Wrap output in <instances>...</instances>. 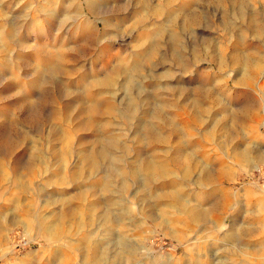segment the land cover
Returning <instances> with one entry per match:
<instances>
[{
    "label": "rangeland",
    "instance_id": "rangeland-1",
    "mask_svg": "<svg viewBox=\"0 0 264 264\" xmlns=\"http://www.w3.org/2000/svg\"><path fill=\"white\" fill-rule=\"evenodd\" d=\"M158 2L149 0V6L141 8L139 0H88L89 11L85 0H0V264H59V256L64 259L61 264L200 263L192 260L199 228L177 222L174 233H165L155 224L156 215L150 214L155 208H147L140 199L145 191L139 188L141 178L126 174L129 162L136 157L161 160L165 150L171 157L179 143L170 136L173 150L170 146L155 147L154 141L145 147L138 144L141 137L134 135L135 120L124 115L125 104L129 97L140 98L137 117L143 116L145 110L159 114L157 106L163 104L162 110L173 119L172 123L190 133L182 139V147H194L191 145L202 133L212 131L219 140L231 133L234 147L247 149L250 156L264 155V0H173L156 17L151 7ZM168 11L176 14L171 28L178 34L179 52L188 64L186 70L182 71L170 58L166 36L160 44V52L167 57L163 64L154 63V59L131 68L140 35L153 31ZM138 15L143 17L140 21L136 19ZM251 15L258 19L255 24L250 21ZM83 18L88 20V26L82 23ZM96 21L100 26L104 22L105 28H94ZM51 54L61 56L54 71L46 70ZM121 60L128 62L127 72L118 73L110 90L85 85ZM245 72L251 74L246 84L239 80ZM126 77L130 81L124 86ZM204 88L207 99L202 102L199 93ZM189 93L209 108L199 117L201 126L186 123L180 115L194 112ZM96 99L102 101L101 107L87 113L86 105ZM108 103L113 107L107 109ZM159 116L152 122L168 132L169 125L162 124V118L156 122ZM62 133L67 135L73 151L89 152L95 163L86 168L79 185L72 178L51 183L45 180L51 171L45 170L44 163L54 160ZM202 143L203 147L190 148L197 163L202 161L212 169L218 166L219 159L227 164L217 147ZM69 156L67 174L77 162L73 153ZM263 170L264 160L233 166L236 182L226 181L225 187L241 199L243 211L255 210L258 199L264 198ZM196 171L186 180L177 178L189 204L204 203L208 198L206 190L210 186L194 183L199 176ZM167 177L165 182L170 178ZM124 203L131 208L130 217L116 216L118 205ZM55 210L60 215L61 238L49 242L37 230L34 214ZM233 210L234 205L225 213L228 224ZM113 215L126 225L115 226L108 233ZM167 217L179 219L174 210ZM253 245L261 249V259L256 264H263L264 227L253 237ZM101 247L103 257L99 259ZM217 248L215 254L219 255L222 247ZM121 249L130 250L131 257L121 259ZM116 251L119 253L114 254L115 259L111 258ZM213 256L210 253L206 257L210 264Z\"/></svg>",
    "mask_w": 264,
    "mask_h": 264
},
{
    "label": "bare ground",
    "instance_id": "bare-ground-1",
    "mask_svg": "<svg viewBox=\"0 0 264 264\" xmlns=\"http://www.w3.org/2000/svg\"><path fill=\"white\" fill-rule=\"evenodd\" d=\"M139 1L141 4V8H146V6H149L148 5L149 0H139ZM172 1L173 0H160V2H158L157 4H155L154 6L151 7L152 12L155 14L156 17H160L163 14V12H165V10L168 8V6L171 4ZM85 4H86L85 5L86 8L89 11H91V5H90V3H88V0H85ZM186 5L189 6L188 4H186ZM181 6H183V4H181ZM180 12H182V11H180ZM85 16H89L88 12H85ZM251 16H250L251 17L250 21L253 24H255L257 22L256 20H258V19H256V17L254 15H251ZM140 18H143L142 15H138V17L136 18L137 21H140ZM175 18H176V14L168 11L166 17H164V19H163L164 21L161 23H158V25L156 26V28L153 31L147 32L146 34L143 33L142 36L140 35V38L138 39V43L136 46L137 52L133 54L132 60L129 64V66L131 68L136 67L137 65L145 63V62H147L149 64L154 59H156L154 63H156L158 61V64H163L167 57L162 52H160V49H161L160 44L162 42L163 37L166 36L164 41H166V45L168 47V53L170 55V58L180 67V69H182V71L186 70L188 64L186 63L187 61L184 62L185 60L182 59V54L179 52V51H181L180 50L181 47H180V43H179L180 41L178 38V34L171 28L172 24L174 22H176ZM82 23H84L87 26L89 25L88 20H86L84 18L82 19ZM101 25L102 26H100V22H98V21L93 23L94 28H103V27L105 28L104 22ZM254 26H256V25H254ZM151 35L154 37L153 40L150 39ZM147 40H149V42L146 46H144V44ZM235 43L236 44L238 43L237 40ZM248 43H249V41H248ZM158 53H160V56H158ZM198 57H199V55H198ZM129 58H131V57H129ZM50 59H51L50 64L47 66L46 70H48V71L57 70V68L59 67V60L61 59V56L59 54H56L54 56H53V54H51ZM127 65H128V62L126 64V63H124L123 60H121L120 62L116 63L115 65L111 66L108 70H106L103 75L95 76L92 79L90 78L91 80L87 81V83L85 85L96 86L102 90H110L116 84V76L118 75V73L121 71L127 72V69H128L126 67ZM236 69H238V68H236ZM175 70H177V69H175ZM155 73H157V72H155ZM250 78H251V74L245 72V73H242L240 75L239 80H240V82L246 84V83H248ZM129 81H130V79H128L126 77L125 81H124L125 82L124 86H126V84L129 83ZM201 87H203V86H201ZM199 95L201 97L202 102L205 101L207 99L206 89L205 88L200 89ZM127 96H129V95H127ZM127 96H126V99L128 98ZM187 96H189V95H187ZM190 96H191V101L189 102V104H190L191 108L194 110V112L186 114L187 118L185 115H182L180 113L179 114L181 116H183L186 123L191 122V124L201 126L203 124L202 123L203 121L199 117L201 114L207 113V110H209V108L207 109V106L206 107L202 106L201 104H203V103L199 102L195 98V95H194V97H192V94H190ZM200 97H198V98H200ZM209 97H211V96H209ZM227 97L229 98V96H227ZM189 98H188V100H189ZM139 100H140L139 97H136V98L135 97L134 98L129 97L127 99L126 104H125V113H124L126 118H128L129 120H135L136 125H135V129H134V135L137 138L139 136L141 137V140L138 138L137 143L143 144V146L145 147L146 145H149L151 141H154L157 143V145L153 144L155 147L158 145H161L162 148L163 147L168 148L170 146L172 148V150H173L174 146H171V144H170L172 142V141L170 142V136H171V139H172V137H173V139H174V137H176L175 141H177L179 143V144H176L175 149L173 150V154L171 155V157L166 155V152H167L166 150L164 152V151L158 149V150L162 151V153L163 152L165 153L164 154L165 157L161 158V160L156 159L154 157L153 158L143 157L144 159H139L138 157H136L134 160L129 162L128 168H126V174L129 177L136 178V179L138 177H139V179L141 178V180H142L140 182L141 186H139V185L138 186H139V188L140 187L143 188V189H141L142 191H144V190L145 191H144V194H141L140 199L142 200L144 206H146L147 208H150V207H151V209L155 208V211L151 210V212H150V214L156 215V219L154 220L155 224H157L158 226H161L163 228L164 232L168 233V234L174 233L173 232L174 225H176L175 223H177V222L183 226H186V227H191V228L192 227H198L199 229H197V232H198V235H200V236L196 237V239H195V242L198 244V246H197V249L194 250V252L192 254V257H193L192 260H194L195 262H200L197 264H210L206 258L207 255L210 253H212L214 255L213 256L214 261L211 264H234V263H237V264H254L255 263L256 264L255 261L261 259V257H260L261 249H259V247H257L256 245H253V237H255L257 235L258 230L261 227H264V217H263V215H264V198H262L260 200L258 199L255 210L243 211V209L241 208V199H239V197L232 191V189L225 187V183H226V181L231 182V183L236 182V179H233L234 178L233 166H239L243 162L246 163V161H254V162L263 161L264 155H261V154L255 155L254 154L255 156L253 157L251 155L252 156L251 157L248 154L249 151L248 152L246 151L247 149L246 150H240L239 148L238 149L235 148L234 144L236 142L234 143V141H235L233 139L234 136H232L231 133H227L225 135H222L224 137H221L222 139L219 140L218 138H216V136H214V134H216V133H214L212 131L207 132L205 130L206 133H202L201 137L198 140H196L193 144L191 143L192 144L191 146L194 145V147H190V148L203 147L202 142L205 141V142H207V144H210V145L217 147L222 152L220 154H222L221 156L223 157V159L225 161H227V164H225L226 162L224 163L222 159H219V161L218 160L216 161L218 166L216 165L217 167L213 168V169H212V167L209 168L206 165V163H203L200 159L199 160L201 161V164H199V163H197V160H195L192 157V152L190 151V148L187 145H184L183 147L181 145L182 139L187 138V136H188L187 134H190L189 131H185V129L182 127L181 128L176 127V125L174 123H172L173 119L171 117H168L167 115H165V112H163V110H162L163 104H161L159 107L157 106V108L159 109L158 111L160 112L159 114L156 112H153L154 110L153 111L149 110L147 112L145 110L142 112V114L144 113L143 116L137 117L138 116L137 114H139V112H140V109L138 107V105L140 103ZM213 100H214V98H213ZM99 101H100L99 99H96L93 102L87 104L86 105L87 113L91 109L100 108L102 105V101H100V102ZM216 101L218 102V99ZM215 104H216V102H215ZM223 104H224V102H223ZM209 105H210V103H209ZM249 105H251V104H249ZM152 106H153V104H152ZM112 107L113 106L109 103L106 105L107 109H110ZM157 108H156V110H157ZM219 109H221V108H219ZM224 110H222V111H224ZM218 111L219 110H217V112ZM238 112L240 114H242L240 111H238ZM244 113H248V112H244ZM157 116H159V118H158V121L156 120V122H159L160 118H162L163 120H161V121H164V123H162V124L169 125V129H168L169 131L168 132L162 131L163 126L155 125L152 122V119L157 118ZM221 117H222V113H221ZM245 118H246V116H245ZM212 119H214V117ZM232 122L235 123L234 119L232 120ZM225 123H226V120H225ZM239 125H240V123H239ZM226 132H228V131H226ZM58 140H59L61 146L57 149V152H55V154L53 155L54 160H52L51 164L46 163V162L44 163L45 170L51 171V173H49V175L46 177L45 180H46V182L51 183V182H57V181L59 182V181L65 180L67 178H72L73 181L78 180V182H76V185H79L85 177L84 174H86V168L89 169L90 167H93L95 165L94 160L92 158V155L83 149L73 151L72 150L73 147L71 148V146L69 145L68 137L65 133H62L60 135V137L58 138ZM260 142H262V141H260ZM260 142H259V144H260ZM244 144H246V143H244ZM151 145H150V147H152ZM235 146H236V144H235ZM149 149H151V148H149ZM153 149H155V148L153 147ZM71 153H73L75 155V157H77V162L75 163V166L69 170V174H67V161H68V157L70 158L69 155ZM213 155H211V156H213ZM30 158H32V157L30 156ZM26 159H27V157H26ZM34 163H35V161H34ZM36 163H37V160H36ZM50 166H53L52 169H50ZM19 169H20V167H19ZM196 170L199 171V174H198L199 176L198 177L196 176V180L193 179V180H195L194 183H197L198 185H201V186L202 185L210 186L208 188V190H206V195L208 196V198L206 200H204L205 201L204 203H201V202L198 203L197 202V204H194V203L189 204L188 203L189 201L186 200V194H185L186 190L185 191L182 190V188H181L182 185H180L181 183H177L178 182L177 178L179 177V178H182V180L183 179L186 180L187 178L190 177V175H192L191 173L197 172ZM28 171H30V170H28ZM216 171L218 172V175L214 174V173H216ZM4 173H5V171H4ZM167 176H169L170 178L168 181L165 182L166 178H168ZM159 181H162V183H159ZM188 181H189V179H188ZM156 182H158V183L155 184ZM122 189L124 190L125 188H122ZM142 191H141V193H142ZM193 192H191V193H193ZM199 194H200V192H199ZM120 196L122 197V194ZM120 196H119V198H120ZM128 199H127V202H129ZM192 201H194V198ZM194 202H196V201H194ZM116 203L117 202L114 200L113 205L115 206ZM232 205L235 206V211L233 210L234 213L231 214L230 224H228L227 223V217H226L227 215H225V213L228 212L229 207ZM156 206H158L159 209ZM161 206H162V209H161ZM252 209H254V208H252ZM170 210H174V212L179 215V219H176L175 221L170 220V218L167 217V214L170 212ZM115 211L118 212V214H116V216H119V214H121V217H125V216L130 217L131 208L128 206L127 203H124L122 206L118 205V209H116ZM59 216L60 215H59L58 210H55V211L50 212L48 214H39V215H38V213L34 214V217L37 220V230L42 232L44 235V238L49 242L58 241L61 238V232H60V226H59V220H58ZM109 223H110V225L107 229L108 233L113 231L115 226L121 227L124 224L126 225L125 222L119 221V219L117 217H115V215H113V217L110 219ZM195 234H197V233H195ZM117 241H119V238H117ZM117 244H118V242H117ZM218 246L222 247L221 253L219 255H216L215 253H217V251L219 250V248H217ZM102 248L103 247H101L100 251L97 253V258H99V259H100V257H103L102 256L103 252H101ZM120 252H123V254L121 255V259H123V260L129 259L132 255V252L130 250L123 251L121 249ZM115 253H119V251L113 252L112 253L113 255L111 258L115 259V257H114ZM59 255H60V253H59ZM200 255L202 257V260H199ZM58 258L59 259H58L57 263L61 264L62 262H64V259H62V256L61 257L59 256ZM101 261H102V259H101ZM262 261H264V260H262Z\"/></svg>",
    "mask_w": 264,
    "mask_h": 264
}]
</instances>
